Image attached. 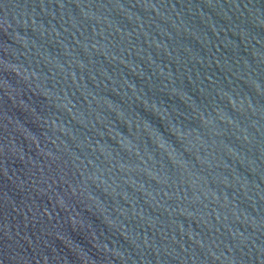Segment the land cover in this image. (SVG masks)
Here are the masks:
<instances>
[{
	"label": "water",
	"instance_id": "95a60500",
	"mask_svg": "<svg viewBox=\"0 0 264 264\" xmlns=\"http://www.w3.org/2000/svg\"><path fill=\"white\" fill-rule=\"evenodd\" d=\"M0 264H264V0H0Z\"/></svg>",
	"mask_w": 264,
	"mask_h": 264
}]
</instances>
